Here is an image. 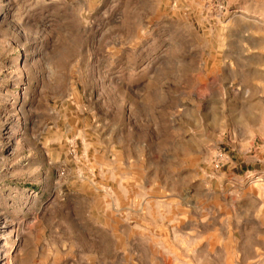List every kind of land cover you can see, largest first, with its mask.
<instances>
[{"label": "rangeland", "instance_id": "1", "mask_svg": "<svg viewBox=\"0 0 264 264\" xmlns=\"http://www.w3.org/2000/svg\"><path fill=\"white\" fill-rule=\"evenodd\" d=\"M0 264H264V0H0Z\"/></svg>", "mask_w": 264, "mask_h": 264}]
</instances>
